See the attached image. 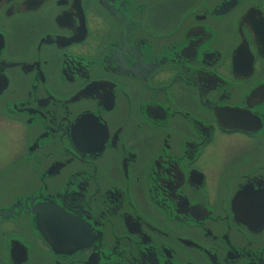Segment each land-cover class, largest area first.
<instances>
[{
    "label": "flooded vegetation",
    "instance_id": "flooded-vegetation-1",
    "mask_svg": "<svg viewBox=\"0 0 264 264\" xmlns=\"http://www.w3.org/2000/svg\"><path fill=\"white\" fill-rule=\"evenodd\" d=\"M0 129V264H264V0H0Z\"/></svg>",
    "mask_w": 264,
    "mask_h": 264
},
{
    "label": "rangeland",
    "instance_id": "rangeland-1",
    "mask_svg": "<svg viewBox=\"0 0 264 264\" xmlns=\"http://www.w3.org/2000/svg\"><path fill=\"white\" fill-rule=\"evenodd\" d=\"M8 135L9 134L7 133V131H5L4 129H0V167L8 163V156L2 145V139ZM11 136H13V134Z\"/></svg>",
    "mask_w": 264,
    "mask_h": 264
}]
</instances>
